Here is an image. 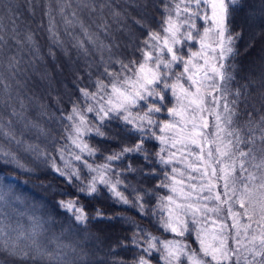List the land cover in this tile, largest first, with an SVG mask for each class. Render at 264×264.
Instances as JSON below:
<instances>
[{
  "label": "snow or ice",
  "instance_id": "snow-or-ice-1",
  "mask_svg": "<svg viewBox=\"0 0 264 264\" xmlns=\"http://www.w3.org/2000/svg\"><path fill=\"white\" fill-rule=\"evenodd\" d=\"M161 4L158 29L142 19L132 21L147 32L134 49L139 57L125 59L114 51L119 45L111 24L119 23L124 14L112 0H24L23 4L8 0L6 17L0 15V105L8 112V121L0 113V135L15 139L12 118L23 119L25 103L19 90L12 95V82L22 84L18 79L26 71L22 53L39 51L35 33L26 26L35 22L39 12L42 20L36 27L47 22L48 55L55 59L56 49L65 55L74 50L84 58L92 84L91 89L81 87L80 100L61 113L63 131L59 140L51 139V151L31 144L25 148L43 156L69 184L78 182V195L61 201L60 207L77 224L84 223L88 216L78 203L80 196L92 197L106 188L118 203L145 209L144 196L150 193L133 188L135 196L130 199L121 187L124 172L136 169L131 164L123 170L115 166L130 154H143L163 171L156 187L167 194L157 198L152 214L159 217L160 229L174 238L161 239L138 228L132 237L140 250L134 264H152L153 253L159 254L162 264H264V114L247 112L244 125L237 124L244 93L231 89L234 75L226 63L237 54L234 45L240 37L232 32L231 21L235 13L245 12L246 0H161ZM102 35L111 37L108 43ZM190 45L199 47L192 51ZM94 55L98 62L88 59ZM94 67L99 74L93 81ZM165 111L170 119L160 118ZM114 119L138 139L95 163L92 158L99 149L88 138L106 137L104 128ZM151 140L159 145L154 160L144 147ZM4 156L8 163L23 167L14 153ZM156 171L153 167L150 175ZM97 216L103 213L97 210ZM29 220L27 233L20 231L10 241H0L5 253L18 258V264H69L68 253L61 250L69 246L59 243V238L44 243L39 239L46 231L44 223L36 217ZM5 227L11 228L0 221V236ZM21 238L27 242L19 243Z\"/></svg>",
  "mask_w": 264,
  "mask_h": 264
},
{
  "label": "trees",
  "instance_id": "trees-1",
  "mask_svg": "<svg viewBox=\"0 0 264 264\" xmlns=\"http://www.w3.org/2000/svg\"><path fill=\"white\" fill-rule=\"evenodd\" d=\"M12 2L23 4L24 0ZM5 3H8V0L0 2V15L6 17ZM112 3L124 14L119 23L111 24L112 36L119 45L114 51L125 59L138 58L140 54L134 49L144 39L147 29H141L139 25L132 24V21L142 19L150 28L158 29L161 23V0H112ZM249 8L253 11H249ZM41 20L42 15L38 12L35 22L26 25L35 33L39 51L34 54L25 50L22 53L25 61L22 67L26 69L18 77L22 84L18 86L15 81L12 82V95L19 90L25 103L23 119L19 116L12 118L15 139L0 135V193L4 194V200L0 201V221L16 229L11 231V228L5 227L0 241H10V238L20 231L27 233L30 228L29 217H36L44 223L46 229L39 239L47 243L59 238V243L69 246L61 249L68 253L69 264H134V259L140 255V250L132 243V237L138 228L161 239L174 238L160 229L159 217L152 214L153 209L157 207V198L167 194L166 189L156 187L164 178L159 166L146 161L143 154H130L123 161L116 162L118 169H126L130 164L136 169L124 172L121 179L125 183L121 187L127 189L125 194L130 199L135 196L133 188L150 193L144 196L145 209L138 210L134 205H122L106 188H102L95 196H80L78 203L84 206L88 219L77 224L72 214L60 207V202L71 200L78 195V182L69 184L65 177L53 170L51 163L45 161L43 156L25 150L26 146L31 144L41 151H51V139L55 137L59 140L63 131L62 122L59 120L61 113L69 112L72 103L80 100L81 87L92 88L88 79L87 64L74 50L70 55H65L56 49L55 59L48 55L50 41L46 32L47 22L44 21L41 28L36 27ZM109 22L111 23L110 18ZM202 24L203 21H198V25ZM231 27L234 34L240 33V37L234 45L237 54L226 63L234 75L231 89L234 91L240 88L244 93L238 104L240 115L237 120V124L243 126L248 119L247 112L254 111L257 117L264 114V88L261 87L264 77V4L261 0H246L245 12L233 15ZM102 39H105L103 35ZM110 39L111 37L106 38L105 43ZM184 52L187 53L188 48H185ZM88 59L99 61L98 55ZM102 70L101 68L100 71ZM174 70L178 71L175 68ZM91 71L94 81L99 73L95 67ZM171 100L169 93V101ZM14 106L21 111L19 103ZM168 106H171V103ZM0 113L4 114L7 123L8 112L4 110L3 105H0ZM89 117L91 119L92 114H89ZM160 118L169 119L166 111L160 114ZM29 121L36 127L29 126ZM40 129L47 135L41 134ZM104 131L106 137L88 138L89 143L99 149L97 156L92 158L95 163L102 162L105 155L118 151L125 145L132 146L138 139V136L129 134L117 119L108 122ZM17 139L22 143L17 144ZM144 147L152 154L151 159L154 160L158 143L151 140L146 142ZM5 152L14 153L23 167L8 163ZM57 163L63 167L59 158ZM153 167L157 168L156 174L150 175ZM97 210L103 213V217L97 216ZM188 240L196 247L190 236ZM18 242L27 241L21 238ZM48 247L53 248L55 245L48 244ZM151 261L152 264H162L158 253H153ZM0 264H18V258L8 256L0 247ZM23 264L32 262L25 261Z\"/></svg>",
  "mask_w": 264,
  "mask_h": 264
},
{
  "label": "rangeland",
  "instance_id": "rangeland-1",
  "mask_svg": "<svg viewBox=\"0 0 264 264\" xmlns=\"http://www.w3.org/2000/svg\"><path fill=\"white\" fill-rule=\"evenodd\" d=\"M198 45H195V46H193L192 48H191V50L192 51H196L197 49H198ZM182 70V68H180V69H178V71H181ZM170 119V118H169ZM239 206L237 205V208H238ZM229 223H230V221H229Z\"/></svg>",
  "mask_w": 264,
  "mask_h": 264
}]
</instances>
